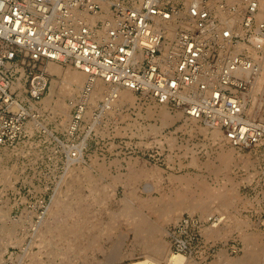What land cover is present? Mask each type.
Wrapping results in <instances>:
<instances>
[{"label": "rangeland", "instance_id": "374dc122", "mask_svg": "<svg viewBox=\"0 0 264 264\" xmlns=\"http://www.w3.org/2000/svg\"><path fill=\"white\" fill-rule=\"evenodd\" d=\"M229 2L230 0L227 1L229 5L235 6L234 10L236 11L237 3L230 4ZM213 5L215 6V2ZM234 10L232 11L234 12ZM225 11L228 13L229 10L225 9ZM232 11H229L230 14L233 13ZM214 15L219 19L215 11ZM238 16L241 18L239 23H242L243 14L240 13ZM222 26L226 25L222 24ZM257 31L256 29L255 34ZM237 33L242 39L246 38V28L243 34ZM255 34L250 35L251 44L253 43V36H257L258 32L257 35ZM245 43L249 44L248 42ZM244 54L248 56L245 52ZM249 60H251L250 57ZM61 66L66 69L69 65L61 64ZM46 71L48 72L49 86L53 79L58 82L61 81L59 75ZM248 87L245 91L250 89V85ZM48 92L49 87L42 98ZM257 96L259 98L260 94L258 93ZM137 97L139 98L136 100V104H141V106L137 107L136 104L119 106L116 108V112H113L114 115L113 113L101 115L98 106L93 107L91 110V117H82V112L78 110L81 120L75 129L71 130L72 132L68 131V123L62 122L63 117L52 114L51 109L49 110V107H47V110L39 100L37 102L39 110L33 109L31 112L37 115V121L53 130V135H48L44 129L38 127L30 132L24 131L28 136L23 134L15 144L0 146V205L7 208L9 218L16 220V233L24 236L25 246L30 240L28 238L31 234V222L38 221V214L43 212L48 205H53L51 208L56 211L54 215L49 216L48 222L53 221L54 218L62 222L64 216L68 222H71V217L77 219V216H83L85 219L83 222L78 218L80 225L83 226V235L75 232L73 238H77L76 240L69 241L62 236L58 237L55 233L59 232V228L56 229L55 227L53 231L52 229L49 231L47 237L52 238L55 235L53 237L54 241L51 242L55 243L51 245V249L66 251V254L69 253L66 257H62L63 254L58 256L59 254L50 253L49 244L40 243V239L36 238L39 243L36 240L37 242L30 245V248L32 252L37 253L40 251V253L34 254L33 263L129 264L141 260L144 255L141 252L140 244L134 240V233L131 230L129 231L131 225L126 221L125 213H123L125 206H128L131 214L135 216V222L138 221L139 217H142L152 227H163L165 231L163 238L169 243L170 249L172 241L170 231L182 217L193 215L207 220L210 216H217L213 224L222 225L223 230L220 231V235L215 236L205 230L206 227L212 226V223L204 226L201 239H195L191 244L193 253L184 255L187 260L191 261L189 264L193 262L194 264H210L211 262L232 264L230 259L235 260V264H248V261L251 264L253 260L256 264H264L262 263L264 262L262 261L264 250H260L261 248L264 249V141L251 148L240 149L230 145L225 139L222 140L226 152H232L231 156H228L230 158L228 164L223 165L222 157H220L223 153H221L218 143L205 138L202 132L192 134L184 128L181 124H183L186 117L178 110L166 105L170 115L177 116L178 114L179 117L163 127V131L154 132V125L157 126L159 120L156 114V116L154 114L150 115L146 111L148 112V105H153L155 102L141 98L138 94ZM65 100L67 104L72 102L69 96ZM257 100L254 108L259 109V111L257 110L258 114L254 116V119H259V114L264 118V98H262V105L259 108L257 104L260 99ZM250 103L251 100H249L246 109ZM76 106L77 103L73 102L71 104V115L74 114ZM49 114H52V116ZM48 115L50 118L47 117ZM60 119L61 121H59ZM59 122L63 123L62 125L66 129ZM198 123L203 125L201 122ZM148 130L153 133L148 132ZM170 136L175 139V143H171ZM84 139L86 146L83 148V160H76L70 164L66 163L67 149L72 148L71 151H75V146ZM5 156H8V158ZM66 168L67 170H65ZM216 168L220 169L215 171ZM183 176H190L192 180L185 183L181 179L172 178ZM91 177L93 180L90 179ZM127 180L129 184L126 183ZM79 183L81 185L78 186ZM103 187L105 188L102 189ZM64 190L66 195H61ZM94 190L97 192L95 193ZM53 192L54 196L57 195V192L60 194L61 202H58V204H51ZM98 195L99 197L101 195L102 203L100 202L101 199L97 197ZM179 195L185 197L184 203H200L202 204L201 208L206 211L198 209L191 212L184 209L174 219L163 218L158 211L159 206L163 202L180 200L178 199ZM68 196L72 197L69 198ZM94 196L96 199H94ZM125 196H128L126 205L124 203ZM94 200L98 204H95ZM64 203L66 207L63 206ZM76 207L82 209L83 213L78 214ZM120 213L121 216H119ZM8 222L3 216L0 217V230L3 226H9L10 222ZM94 224H97V226ZM106 224H110L113 229L112 227L106 228L102 232L100 227L102 228ZM63 227L66 228L67 225H63ZM99 231L101 234L98 236L99 247L93 245L88 247V244L86 246L84 244L86 238L91 234L99 233ZM249 233L257 237L261 247L256 251L257 254L256 252L253 253L254 247L245 239V234ZM118 240L119 242H117ZM136 247H140V252ZM112 249H116V251L111 253ZM9 250L17 254L21 248L18 245L10 246ZM82 250L86 252H82ZM109 252L112 256H114V253L117 254L112 257ZM246 253L248 254L246 255ZM8 255L9 253H6L4 256L5 264H14L16 261L9 260ZM110 258L114 259L111 260ZM37 259H39V262ZM23 262H29V258H22L21 264Z\"/></svg>", "mask_w": 264, "mask_h": 264}, {"label": "built area", "instance_id": "2783aa9c", "mask_svg": "<svg viewBox=\"0 0 264 264\" xmlns=\"http://www.w3.org/2000/svg\"><path fill=\"white\" fill-rule=\"evenodd\" d=\"M212 2L222 10L235 9L227 0H115L109 18L89 23L77 14L100 12L94 0H0V146H11L23 136L31 103L49 87V60L87 75L84 93L100 78L219 127L234 147L258 145L264 139V121L247 115L241 92L249 82L236 74L250 60L243 52L235 55L234 46L238 41L251 44L250 35L257 28L264 34V22L254 20L257 2L243 0L242 39L222 26ZM183 8L192 23L178 27L173 39L154 26L155 17L171 19ZM256 47L261 49L264 43L257 42ZM13 82L20 86L12 90ZM83 104L76 106L74 127ZM216 219L182 217L170 231L171 249L192 254V242L201 239L204 226Z\"/></svg>", "mask_w": 264, "mask_h": 264}, {"label": "bare ground", "instance_id": "6f19581e", "mask_svg": "<svg viewBox=\"0 0 264 264\" xmlns=\"http://www.w3.org/2000/svg\"><path fill=\"white\" fill-rule=\"evenodd\" d=\"M94 1L97 2L100 5V7H101V11L100 12L94 13V14H88L86 12V10H82V11H80L77 14V17H79L80 19H84V20H86L89 23H95L96 21H98L100 19L109 18L110 17L109 6L111 5V3L113 1H110V0H94ZM227 1H229V0H227ZM255 1L257 2V9H256V12H254L253 17L255 18L256 21L264 22V0H255ZM213 3L214 2L210 3L209 5H210V7L212 9H215V12H216V14L219 17V20H220L221 24L226 25L233 32H236V33L239 32L241 34H243L245 32V27H243L242 23H239L241 18L238 16V14H240V13H242L243 16H244V13H245L246 4H244L243 0H230V2H229L230 4L237 3V5H238L237 6V10L236 11L234 10V12L232 11L233 12L232 14H230V12H229L230 10L227 13L225 10H222L221 8L216 7V5L214 6ZM225 13H227V14H225ZM242 20H243V18H242ZM190 23H192V20L187 18L186 9L183 8L182 10H180L178 12L177 15L172 16L171 19L163 20V19H160L159 17H155L154 26L157 29H159L160 31H163V33L165 34V36L167 38L173 39L178 27H183V28L186 27V28H188ZM257 30H259V29L257 28ZM215 31L217 32V29ZM255 35H257V34H255ZM206 37H207V35H206ZM216 40L219 43H221V41H223V40L220 39V37H218ZM252 40H253L252 41L253 43L251 45L245 43L244 41H238L235 44V46H234V48H235L234 52H235V54H237L238 52H243L244 51L248 55V57H250V59H251L250 63L248 62V64H247V60L244 62V64H247V65L239 66L237 71H236V74L239 75V76H243L250 83L249 84L250 85V89L247 90V91H244V92L242 91L241 92V96H243V102H241V103H242V106L245 107V104L247 106L249 100H251V103L249 104L248 108L245 111H246V113H247V115L249 117H253V119H254L255 118L254 116H256L258 114V111H259V109L254 108V106H255L254 104L257 103L256 102V101H258L257 99H260L258 104H257L258 108H259V106L262 105V98H264V48L260 49V48L256 47L257 42L264 43V34L259 32L257 36H253ZM260 52H261V54H260ZM61 64L62 63L51 61V60H49L46 63V67H48V68H46V70H48L49 72L56 73L57 75H59L61 77V81L58 82L57 80L53 79V81L51 82V84L49 86V92L47 93V95L45 97L42 98V100L40 99V102H42L45 105L47 110H48L47 107H49V110L51 109L50 112H52V114L54 113L55 115L57 114V115H60L61 117H63V121L62 122H67L68 123L67 127H68V131H70V132H72L71 130L75 129L74 126L76 125L75 121H73V114L72 115L70 114V108H71V104H73V102L77 103V104H79V103L83 104L84 103L83 107L80 105L79 111L82 112V114H83L82 117H89V116L91 117V110L93 109V107H97L98 106L100 108L99 109V113L101 115H105V114L116 112V108L119 107V106L135 105L136 102H137L136 100L139 98V97H137L135 92L131 91L130 89L111 86V85L103 82L100 78H97V79H95L93 81L92 89L90 91H88V93H84L83 90L85 88V84L87 83V75H85L80 70L76 69L75 67H72L70 64H67L69 66L66 69H63V67H62L63 65L61 66ZM19 86H20L19 82H13L12 85H11V89L13 90V89H15V88H17ZM258 93L260 94L259 98L257 96ZM68 96L72 100V102L69 103V104H67L66 100H65L66 97L68 98ZM147 105H148V103H147ZM160 105H161L160 107H158L159 104L157 105L156 103L153 104V105H148V108H149V109H147L148 112L146 111V113H149L150 115H153V114L157 115V119L159 120V124L157 126L154 125V128H153L154 132L156 131V133H157V131H161L162 128L165 127L168 123L174 122L179 117L178 114H177V116L176 115H174V116L170 115V113L166 109V105L165 104H160ZM138 106H141V104L137 105V107ZM33 109L34 110H37V109L39 110V108L37 106V103H31V105L29 107V110H30L29 111V113H30V117L29 118L30 119L27 120V122L24 124V130L23 131L30 132V131L34 130V128L40 127L42 130L44 129V131L48 135H50V136L53 135V133H54L53 130L47 128L42 122L37 121V115L35 113L31 112V111H33ZM138 110H140V109H138ZM179 113H181V111H179ZM52 114H49V115L52 116ZM78 114H80V112ZM173 114H174V112H173ZM49 115L47 117L50 118ZM113 115H114V113H113ZM143 115H142V117H143ZM139 116H141V115H139ZM61 117H59V118H61ZM185 117H186L185 121L181 125H183L184 128L188 129V131H190L192 134H195V133H198V132H202L204 134L205 138H207L208 140H212L215 143H218L219 147L221 148V153H223L220 156V157H222L223 165H227L228 162L230 161V158L228 156H231L232 152L231 151L226 152V150L224 149V145H223V142H222V140H224V134L221 131V129L219 127H217V126H213V125H210L208 123L200 125L198 123L199 122L198 119H194V118L188 117V116H185ZM52 119H54V118H52ZM259 119L260 120L264 119V118H262L261 114H259ZM59 121H61V119ZM136 123H137V121H136ZM59 124L62 125L63 123L59 122ZM131 124H129V125H131ZM65 125H66V123H65ZM148 126H149V124H148ZM64 128L66 129V127H64ZM135 129H136V127H135ZM149 130H151V129H149ZM149 130H148V132H152V131H149ZM117 133H118V131H117ZM142 133H144V132L142 131ZM166 137L168 138V136H166ZM166 137H165V139H166ZM85 139H86V137H85ZM85 139L81 143H79V144H77L75 146V148H74L75 149V152H74L75 156L74 157L71 156V153H70L72 148L71 149H67L68 151H67V162L66 163L70 164V163H72L73 161H76V160L77 161H82L83 160V156H84L83 148H84V146H86ZM169 140L171 141V143H175V139L172 136L169 137ZM261 141H264V139H261ZM19 153H22V152H19ZM9 154H7V155H9ZM6 158H8V156ZM10 165H11V163H10ZM76 167H78V166H76ZM67 168L65 170H67ZM217 169H220V168H216L214 170L216 171ZM85 171H83V172L85 173ZM223 171H224V168H223ZM81 175L83 176V173ZM82 176H80V177H82ZM172 178H176V180L181 179V181L185 182V183L190 182L192 180V177H190V176L172 177ZM90 179L93 180L92 177ZM0 180H1V178H0ZM76 181H78V180L76 179ZM82 181H80V182H82ZM85 182H87V181H85ZM96 182H97V180H96ZM126 183L129 184L128 180L126 181ZM66 185H67V183H66ZM76 185H74V186H76ZM79 185H81V183H79L78 186ZM94 185H95V183H94ZM65 187H67V186H65ZM104 188L105 187H103L102 189H104ZM55 191H56V189H55ZM78 191H79V189H78ZM94 191H93V194H94ZM100 191H102V190H100ZM66 192H68V191H66ZM96 192L97 191H95V193ZM104 192H103V194H104ZM59 193H61V192H59ZM62 194H65V190H64V193L63 192L61 193V195ZM95 195H97V194H95ZM52 196H53V200L51 199L52 200L51 204L52 203L58 204V202H61L60 194H58V192H57V195L55 194V196H54V192H53ZM71 197H69V198H71ZM97 197H99V195ZM100 197H101V195H100ZM127 197L128 196H125V202H124L125 205L128 203V198ZM181 197L182 196L179 195L178 199H180V200H177L176 202H174V201L171 202V201L167 200L168 202H165V203L163 202L161 204V206H159L158 211L163 216V218L166 217L167 219H169V218L170 219H172V218L174 219V218H176L179 215L180 211L184 210V209H187V210H189L191 212H193V211L195 212L198 209H202L204 212L206 211L203 208H201L202 204L196 203V202H191V204H190V202H187L188 204H186V203H184L185 197H182V198ZM91 198L93 199V197H91ZM94 199H96L95 196H94ZM96 202L97 201L94 200V203L98 204ZM100 202L102 203V199H101ZM100 202H99V204H100ZM52 206L48 205L47 207H45L46 209L43 212H40L38 214V218H39L38 221L31 222V234L29 236L30 238H28L30 240H28L29 244L26 241L27 242V246H25L24 238H23L24 236H20V234L18 235L16 233V228H15V227H17L16 220L9 218L7 216V208L5 206L0 205V217L3 216V218H6V220H8L10 222L9 226H3L2 229L0 230V264H3V263L5 264V261H4L5 257L4 256H5L6 253H9V255H8L9 260L13 259V260L16 261L15 263H17V264H21L22 258H24V257L29 258V262H26V263L23 262L22 264H34L33 263V257H34V254L36 252L35 253L32 252V249L30 248V245H32L33 243L37 242L38 241L37 239H40V243L43 242V243H48L49 244L50 253L51 252L54 253V254L56 253V255L59 254L58 256H61V254H63L62 257L63 256L66 257L67 254H69V253L66 254V251H64V250H55L53 248L51 249V245L53 243H55V242L51 243L52 240H53V237L55 235L53 233L54 236L51 235L52 238H50V237H47L48 233H50L49 231L51 229L53 231V229L56 227V229L59 228L58 229L59 232L55 233V234H57L58 237L62 236V237H64L65 239H67L69 241H72L74 239L76 240L77 238H73V236L75 237V232L76 233L79 232V234L83 235V233H82V227L83 226L80 225V221L78 220V218H80L81 221H83V222L85 221V219L83 218V216H77L78 217L77 219L71 217L72 218L71 222H68V220H66L65 216L63 215L64 216V220L62 222L61 221L59 222L57 219L55 220V218H54L53 221L48 222L49 216H52V215H54L56 213V211H54L51 208ZM63 206H65V203L63 204ZM67 206H69V205H67ZM214 207H215V205H214ZM76 208L78 209V207H76ZM57 211H59V209H57ZM77 212H78V214H81V213H83V210L82 209H78ZM224 212H226V211H224ZM123 213H125L126 221L131 225V228L129 229V231L131 230L134 233V236H135L134 240H136L140 244L141 252L144 255V258H142L141 260L133 261V262H131L129 264H189V262H191L190 260H187V257H185L183 254H181L179 252H175V251L170 249L169 243L166 242L164 240V238H163L165 231H164L162 226H153L152 227L151 225L147 224L146 219H144L142 217H139L138 221L135 222V216H133L131 214V210H130V208L128 206H125V208L123 209ZM46 216H48V217H46ZM68 216H70V215L68 214ZM119 216H121V213H120ZM62 219H63V217H62ZM110 224H106L104 226H102V225H98V226H102V228L100 227V229L103 232L106 228L112 227V226H110ZM63 225H67V227L65 228V227H63ZM94 225L97 226V224H94ZM94 225H93V227H94ZM221 226L222 225H219V224H217V225L213 224L212 226L206 227L205 230L208 231V233H212L213 235L216 236V235H220V233H221L220 231L223 230V228H221ZM112 229H113V227H112ZM46 233H47V235L45 236ZM99 234H100V231H99V233L91 234L90 235L91 237L88 236L86 238V241L84 242V244H86V246L88 244V247H89V245H91V246L93 245L94 247L95 246L99 247L98 246L99 245V240H98ZM251 235H253V236H251ZM79 237H81V236H79ZM245 239H247V242H249L254 247L253 253H255L257 250H259L261 248L259 246L258 241H257V237L254 234H252V233L251 234L250 233L249 234H245ZM69 241H66V242H69ZM117 242H119V240ZM38 243H39V241H38ZM17 245H18L19 248H21L19 253L15 254V253H13V252H11L9 250L10 246L13 247V246H17ZM70 246L72 247V245H70ZM70 246H68V247H70ZM140 247L139 248L136 247V248H138V250H139ZM83 250H84V248H83ZM83 250H82V252H86V251H83ZM260 250H264V249L261 248ZM113 251H116V249H114V250L112 249V252L111 251L110 252L113 253ZM38 252L40 253V251H38ZM139 252H140V250H139ZM70 253H71V251H70ZM111 253H110V256H112ZM132 253H133V251H132ZM116 254L117 253H114L113 255L115 256ZM247 254L248 253H246V255ZM256 254H257V252H256ZM114 256H112V257H114ZM221 256H223V255H221ZM62 257H60V258H62ZM244 257H245V255H244ZM113 259H111V260H113ZM38 260L39 259H37V261ZM230 260H231L232 264H235V262H236L235 260H233V259H230ZM239 260H238V263H239ZM162 261H164V263H162ZM262 261H264V259H262ZM248 262H249L248 264H250V261H248ZM262 263H264V262H262ZM191 264H194V262L191 263ZM251 264H256V263L253 260V263H251Z\"/></svg>", "mask_w": 264, "mask_h": 264}, {"label": "crops", "instance_id": "0c3cea01", "mask_svg": "<svg viewBox=\"0 0 264 264\" xmlns=\"http://www.w3.org/2000/svg\"><path fill=\"white\" fill-rule=\"evenodd\" d=\"M136 94V93H135ZM137 95V94H136ZM24 135H27V133H24ZM28 136V135H27ZM214 262H211L210 264H213ZM214 264H223L222 262H215Z\"/></svg>", "mask_w": 264, "mask_h": 264}]
</instances>
